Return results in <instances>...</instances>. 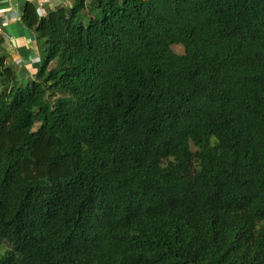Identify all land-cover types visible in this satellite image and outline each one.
Returning a JSON list of instances; mask_svg holds the SVG:
<instances>
[{"label": "trees", "instance_id": "obj_1", "mask_svg": "<svg viewBox=\"0 0 264 264\" xmlns=\"http://www.w3.org/2000/svg\"><path fill=\"white\" fill-rule=\"evenodd\" d=\"M21 17L47 58L24 80L0 31V264H264V0Z\"/></svg>", "mask_w": 264, "mask_h": 264}, {"label": "crops", "instance_id": "obj_2", "mask_svg": "<svg viewBox=\"0 0 264 264\" xmlns=\"http://www.w3.org/2000/svg\"><path fill=\"white\" fill-rule=\"evenodd\" d=\"M29 0H0V31L6 36V42L1 45L2 52L9 56L8 65L14 62L20 65V74L27 77L33 75L39 65V40L22 21V13ZM38 3L40 10L46 15L47 10L70 0H33ZM36 38V40H35ZM40 66V65H39ZM13 67V66H12ZM25 68V70H23Z\"/></svg>", "mask_w": 264, "mask_h": 264}, {"label": "rangeland", "instance_id": "obj_3", "mask_svg": "<svg viewBox=\"0 0 264 264\" xmlns=\"http://www.w3.org/2000/svg\"><path fill=\"white\" fill-rule=\"evenodd\" d=\"M33 34H34V33H33ZM34 36H35V34H34ZM35 37H36V36H35ZM35 40H36V38H35ZM36 41H37V40H36ZM39 50H40V54H41V56H39L38 62H39V65H41L42 63L45 62V60H46V58H47V47H46V44H44L43 41H41V42L39 43ZM177 50H183V48H182V47H178ZM11 65H12L14 68H18V69H20V65H17V64H15L14 62H12ZM39 65H37V66H39ZM23 70H25V68H24ZM20 76H21V75H20ZM21 77H22V76H21ZM26 79H27V77H25V80H26ZM38 123H39L38 121L35 122V124H34V126H33V129H34V130L37 129Z\"/></svg>", "mask_w": 264, "mask_h": 264}]
</instances>
